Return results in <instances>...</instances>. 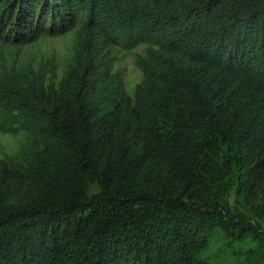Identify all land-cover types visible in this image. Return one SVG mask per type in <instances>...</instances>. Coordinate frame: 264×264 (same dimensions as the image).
Instances as JSON below:
<instances>
[{
	"label": "trees",
	"instance_id": "1",
	"mask_svg": "<svg viewBox=\"0 0 264 264\" xmlns=\"http://www.w3.org/2000/svg\"><path fill=\"white\" fill-rule=\"evenodd\" d=\"M69 32L59 80L0 64V264L264 253V0H0V44ZM140 46L131 98L113 51Z\"/></svg>",
	"mask_w": 264,
	"mask_h": 264
},
{
	"label": "rangeland",
	"instance_id": "2",
	"mask_svg": "<svg viewBox=\"0 0 264 264\" xmlns=\"http://www.w3.org/2000/svg\"><path fill=\"white\" fill-rule=\"evenodd\" d=\"M74 36L69 32L59 37H46L38 41L22 46H11L0 44V64L4 67H38L45 65L48 68L55 66L56 80L61 77L65 66L70 62L73 53ZM144 46L135 48L131 52L114 49L116 57L114 70L121 72L123 83L127 94L133 98L135 87L141 81V72L135 67L133 54L142 55ZM21 133L16 135L4 134L0 132V160L15 158L20 145L23 143ZM234 192L228 193L226 200L231 208L246 212V206L238 199H235ZM264 235V223H261ZM249 249L239 251L235 254L225 252L211 260L212 264H264V253L254 250L248 244Z\"/></svg>",
	"mask_w": 264,
	"mask_h": 264
}]
</instances>
